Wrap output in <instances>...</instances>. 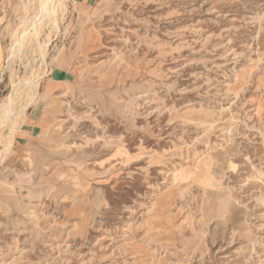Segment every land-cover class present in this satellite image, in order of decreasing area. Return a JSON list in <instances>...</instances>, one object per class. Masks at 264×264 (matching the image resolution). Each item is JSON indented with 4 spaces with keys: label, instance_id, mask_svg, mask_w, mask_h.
I'll return each instance as SVG.
<instances>
[{
    "label": "rangeland",
    "instance_id": "obj_1",
    "mask_svg": "<svg viewBox=\"0 0 264 264\" xmlns=\"http://www.w3.org/2000/svg\"><path fill=\"white\" fill-rule=\"evenodd\" d=\"M42 1L0 0V264H264V0Z\"/></svg>",
    "mask_w": 264,
    "mask_h": 264
},
{
    "label": "bare ground",
    "instance_id": "obj_2",
    "mask_svg": "<svg viewBox=\"0 0 264 264\" xmlns=\"http://www.w3.org/2000/svg\"><path fill=\"white\" fill-rule=\"evenodd\" d=\"M41 1H42V0H41ZM49 1H50V0H43V1H42V6H41V8H37V10L40 9V12H41L43 15H45L46 17H47V16L50 17V16H51V11H52V7H51L52 4H50V6H49ZM54 1L56 2V0H54ZM29 2H30V1H29ZM39 2H40V1H39ZM55 2L53 3L54 6H55ZM51 3H52V2H51ZM58 3H59V2H58ZM60 3H61V1H60ZM39 4H40V3H39ZM29 5H30V4H29ZM26 6H27V5H26ZM58 6H59V5H58ZM60 9H61V7H60ZM57 10H59V8H58ZM25 11H26V10H25ZM55 12L58 13L57 11H55ZM60 12H61V10H60ZM58 14H59V13H58ZM37 15H38V11H37L36 16H37ZM43 15H42V16H43ZM36 16H35V17H36ZM32 17H34V16H32ZM32 17H31V18H32ZM38 17H39V16H38ZM28 18H29V17H28ZM28 18H27V19H28ZM40 18H41V17H40ZM41 19H42V18H41ZM41 19H40V20H41ZM45 19H46V18H45ZM33 20L35 21L34 18H33ZM33 20H31V21H33ZM43 20H44V19H43ZM28 21H29V20H28ZM34 21H33V22H34ZM38 21H39V20H38ZM44 22H47V20H45ZM31 23H32V22H31ZM23 25H24V24H23ZM24 26H25V25H24ZM25 28H26V27H25ZM24 31H26V29H25ZM24 31H23V32H24ZM23 32H22V33H23ZM26 33H27V32H26ZM30 33H31V32H30ZM32 33H33V32H32ZM16 34H17V32H16ZM16 34H15V35H16ZM25 35H26V34H25ZM16 36H17V35H16ZM23 36H24V35H23ZM24 37H25V36H24ZM21 38H22V37H21ZM0 54H1V52H0ZM10 57H11V56H10ZM8 66H9V65H8ZM28 81H29V80H28ZM29 82H30V81H29ZM35 83H36V82H35ZM28 84H29V83H28ZM21 85H22V84H21ZM29 85H30V84H29ZM22 86H23V85H22ZM34 86H35V85H34ZM34 86H33V87H34ZM33 87H32V88H33ZM24 88H25V87H24ZM30 88H31V87H30ZM30 88H29V89H30ZM37 88H38V85H37ZM25 89H26V88H25ZM26 90H27V89H26ZM31 90H32V89H31ZM37 90H38V89H37ZM37 90H36V88H34V95H33V96L31 95L32 97H34V96L36 95ZM27 91H28V90H27ZM15 94H16V93H15ZM15 94H14V95H15ZM30 94H33V92H32V93L30 92ZM30 94H29V96H30ZM12 96H13V95H12ZM16 96H17V95H16ZM13 98H14V97H13ZM11 100H12V99H11ZM13 100H14V99H13ZM29 100H30V99H29ZM27 102H28V101H27ZM21 105H22V104H21ZM25 105H26V103L24 104V106H25ZM28 105H29V104H28ZM11 106H12V102H10V106L5 107V108H4L5 110L3 111L4 113H7V115H9L10 117L13 116V115H12V112H11ZM29 106H30V105H29ZM16 109H17V108H16ZM14 112H15V111H14ZM7 115H6V116H7ZM23 117H24V116H23ZM12 118H13V117H12ZM16 119H17V118H16ZM12 120H13V123H14L15 120H14V119H12Z\"/></svg>",
    "mask_w": 264,
    "mask_h": 264
}]
</instances>
